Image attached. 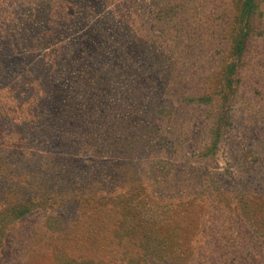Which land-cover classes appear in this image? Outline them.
Returning a JSON list of instances; mask_svg holds the SVG:
<instances>
[{
    "label": "rangeland",
    "instance_id": "rangeland-1",
    "mask_svg": "<svg viewBox=\"0 0 264 264\" xmlns=\"http://www.w3.org/2000/svg\"><path fill=\"white\" fill-rule=\"evenodd\" d=\"M0 264H264V0H0Z\"/></svg>",
    "mask_w": 264,
    "mask_h": 264
}]
</instances>
